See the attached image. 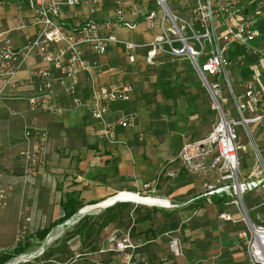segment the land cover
Instances as JSON below:
<instances>
[{
    "label": "crops",
    "instance_id": "crops-1",
    "mask_svg": "<svg viewBox=\"0 0 264 264\" xmlns=\"http://www.w3.org/2000/svg\"><path fill=\"white\" fill-rule=\"evenodd\" d=\"M30 1L0 0V50L6 43L23 48L40 29L29 6ZM124 1L127 5L125 20L137 24V27L131 31L116 26L113 32L116 41L110 43L104 55L95 57L89 49H85V59L96 60L100 67L80 78L78 91L82 107L75 108L71 97L63 92L59 84L54 83L55 101L63 112L49 115L30 109L28 100L37 89L32 81V71L41 66L36 58L27 59L14 77V86L1 97L0 175L5 185L13 187L8 207L0 212L1 254L11 252L20 242L62 218L67 203L70 204L69 210L75 208L79 209V213H91V209H101L103 205L127 202L135 195L131 193L142 192L144 186L149 184L152 188L156 187L159 199L180 208H154L157 210L155 218L138 226L142 236L156 243L161 237L176 235L178 229L162 233L157 231L153 225L160 219L167 224L181 220L182 224L187 225L181 241L183 257L174 259L173 264H252L246 244L239 237L244 227L219 220L220 213L233 211V207H226L223 200H215L213 206L204 205L202 200L183 207L188 200L200 195L202 181L182 169L178 161L179 153L186 140L202 139L212 129L209 133H200L196 128L199 122L193 117L186 120L183 109L175 103L173 105L164 91L158 97L151 94L155 90H151L148 85L146 56L150 46L161 35V17L149 29L137 11L154 10L155 1ZM116 11L117 0H100L95 7H65L60 23L70 29L88 21L115 22ZM127 43L137 48L127 51ZM242 53L243 49L236 48L230 54L231 75L236 81L251 74L249 64H254L256 60L254 56L248 55L247 62L242 66L237 60ZM130 55L135 56L134 63H130ZM110 85H131L134 93L129 102L113 103L107 119L113 122L130 114L138 118L134 127L120 126L116 129L117 142L114 144H110L103 136L104 126L92 118L89 109L94 89ZM26 126L47 132L56 143V150L48 159L47 176L41 178L35 187L25 186L21 181L24 170L19 153L23 148ZM251 164V159L243 164L244 175L249 172ZM165 172H175L177 176L167 178ZM121 193L126 194L116 197ZM262 196L260 192L247 194L244 199L247 208H254ZM196 209L199 213L194 216L193 211ZM258 214L264 219V210ZM62 226L50 234L53 244H46L47 240L35 242V246L22 255L29 261L16 264L31 263V259L41 254L42 249L45 252L54 246L60 241L58 229ZM113 229L116 231V228H111L109 235L114 232ZM77 239L81 242L80 238H75L72 240L73 246L72 241L69 243L75 256L73 264H102L98 259L120 258L110 252L78 254ZM154 249V246L149 249L153 255L156 253ZM114 264L121 263L117 261Z\"/></svg>",
    "mask_w": 264,
    "mask_h": 264
},
{
    "label": "built area",
    "instance_id": "built-area-1",
    "mask_svg": "<svg viewBox=\"0 0 264 264\" xmlns=\"http://www.w3.org/2000/svg\"><path fill=\"white\" fill-rule=\"evenodd\" d=\"M154 1V10L137 11L149 29L161 17L162 32L150 46L147 65H154L155 59L163 54L188 58L208 95L211 110L217 114L211 133L199 140H186L179 153L182 169L202 181L200 195L188 200L183 207L202 200L206 206H213L215 200L225 201V206L233 207V211L220 213L219 220L233 226L242 225L244 229L239 237L246 244L251 263L264 264V219L258 214L264 210V85L261 78L264 75V0H184L181 7L189 10L192 19L183 17L178 8L175 9L173 4L178 0ZM99 3L100 0H31L29 6L41 27L23 48L6 43L0 50V100L6 90L14 86V77L27 59L36 58L41 66L32 71L37 89L28 100L30 109L49 115L63 112L55 101L54 83L71 97L75 108L82 107L78 91L80 78L100 67L96 60L85 59V49L95 57L104 55L110 43L116 41L113 35L116 26L131 31L137 27L125 20L127 5L124 0H117L115 22L88 21L70 29L60 23L65 7H95ZM125 48L134 51L137 46L127 43ZM236 48L243 49L237 57L239 64L245 65L248 55L254 56V65L257 64L251 66L252 72L247 78L238 81L231 75L230 54ZM129 61L134 63L135 56L130 55ZM133 93L131 85H110L93 91L89 109L92 118L104 126L103 136L110 144L117 142L118 127L136 125L135 114L113 122L107 119L112 104L129 102ZM55 150L56 143L47 132L25 127L23 148L19 153L24 170L22 184L35 187L47 176L48 159ZM249 159L252 164L244 175L243 164ZM176 176L175 172H165L167 178ZM156 192V187L148 184L142 192L131 194L160 201L159 206L164 209L180 208L159 199ZM254 192L263 196L254 208L248 209L245 196ZM12 193L13 187L5 185L0 175V212L7 208ZM123 194L126 193L116 197ZM193 212L197 216L199 210ZM112 241L114 244L101 253L121 254L124 264H137L134 260L138 258L135 254L140 246L132 242L130 232L119 241ZM170 250L175 258L183 257L178 239H171ZM43 253L44 250L40 255ZM14 261L9 264L19 262ZM23 261L29 260L21 256Z\"/></svg>",
    "mask_w": 264,
    "mask_h": 264
},
{
    "label": "rangeland",
    "instance_id": "rangeland-1",
    "mask_svg": "<svg viewBox=\"0 0 264 264\" xmlns=\"http://www.w3.org/2000/svg\"><path fill=\"white\" fill-rule=\"evenodd\" d=\"M183 4H185L184 0L174 1L175 9L178 8L179 13H181L183 17L192 19L189 10L181 7ZM256 65L257 64H249V66L254 67ZM258 71L261 73L260 69H258ZM145 73L148 74L147 78L150 89L155 90V92L153 91L154 93L151 94H154V96L158 97V95L164 91L166 98H168V100H170L173 105L175 103L179 106V108L183 109L184 115H187L186 120L187 118L193 117L196 122H199L198 125L196 124L197 131L199 130L200 133H209L211 131L217 121V114L211 110L208 95L205 89L202 87L197 73L194 71L191 61L188 58H173L165 54L160 55L155 59L154 65L147 66ZM261 78L264 85V75H261ZM151 208L156 207L143 205L138 206L136 204L130 203L127 210H125L123 213L124 216L122 217L121 221L117 223V226H115L116 231L113 229L114 232L109 235L108 232L110 231L108 229L104 231L102 235L96 236L93 241L81 240L80 242L77 239V253H90L92 247L97 248L99 253H101L103 250L107 251L109 247L114 244L112 239L119 241L125 234L130 232L132 242L138 243L140 246L136 250L135 254L138 256V258L134 260L137 262V264H173L174 259L176 258L170 250V241L171 239L176 238L180 241L182 246L181 241L184 239L187 225L182 224L181 220H178V222L174 221L172 224H167L166 221H161L160 219L159 222H156L153 225L156 227L157 231L162 233L168 231L170 232L172 229L174 231L178 229V232L176 235L174 234L168 235V237H161L156 243L151 242L150 238L147 239L142 236L143 233L139 232L138 226L136 224V219L140 214L147 213L151 215L153 211ZM101 211L102 209L96 208L94 211L91 209V213L88 211L79 213L77 217L71 220V222L68 221L66 224H64V226L58 229L59 239L62 240L68 232L74 230V223L78 221L77 218L80 217L79 219H81V217L84 216H98L104 212ZM155 215L156 213H153L152 219L155 218ZM163 219L164 217L162 220ZM112 228H114V226ZM53 242H51L49 237L46 241V244L51 245ZM73 245L74 241L71 242V246ZM152 246H154V250L156 252L154 255L151 254V251L149 250ZM112 254L119 255L120 258L115 257L114 259H109L108 257H103L98 259L101 260L99 263L114 264L115 262L117 263V261H119V263L123 264L122 262L124 259L120 254ZM36 258H41V255L39 254L37 257L35 256V259ZM35 259L31 260L34 261ZM16 260L21 262V257ZM16 260L14 262H16Z\"/></svg>",
    "mask_w": 264,
    "mask_h": 264
},
{
    "label": "trees",
    "instance_id": "trees-1",
    "mask_svg": "<svg viewBox=\"0 0 264 264\" xmlns=\"http://www.w3.org/2000/svg\"><path fill=\"white\" fill-rule=\"evenodd\" d=\"M129 204L130 203H119L109 209L107 208L98 216H85L83 220L75 225L73 231L68 232L62 240L48 248L41 255V258H36L33 262L26 264H73L75 257L70 250L69 243L75 238H80L83 241H93L96 236L102 235L104 231L108 229L110 231L113 226L116 228L115 226L121 221L124 216L123 213L127 210ZM69 206V203L64 205L65 215L62 218L51 223L47 228L39 230L24 242H20L11 252L0 254V264H9L20 258L35 246V242L41 243L46 241L54 229L70 221V219L79 212V209L72 208L69 210ZM151 209L153 210L151 215L146 213L140 214L137 217V226L153 220L152 215L156 213L157 210L154 208ZM90 253L98 254L99 250L92 247Z\"/></svg>",
    "mask_w": 264,
    "mask_h": 264
},
{
    "label": "bare ground",
    "instance_id": "bare-ground-1",
    "mask_svg": "<svg viewBox=\"0 0 264 264\" xmlns=\"http://www.w3.org/2000/svg\"><path fill=\"white\" fill-rule=\"evenodd\" d=\"M127 202L133 203V204H145V205H150V206L161 205L160 201L152 200V199H143L142 197L137 196V195L131 196ZM108 206L109 205H104V206H102L101 209H106V208H108Z\"/></svg>",
    "mask_w": 264,
    "mask_h": 264
},
{
    "label": "water",
    "instance_id": "water-1",
    "mask_svg": "<svg viewBox=\"0 0 264 264\" xmlns=\"http://www.w3.org/2000/svg\"><path fill=\"white\" fill-rule=\"evenodd\" d=\"M117 203H119V202H116L115 204H117ZM100 204H101V203H99V204H97V205L89 206V207L98 206V205H100ZM115 204H114V205H115ZM114 205L109 206L108 209L111 208V207H113ZM78 213H79V212H78ZM78 213H77L76 215H74V216L70 219V222H71V220H72L73 218H75V217L78 215ZM84 218H85V217H82L81 219H79L76 223H74V226L77 225V224H78L81 220H83Z\"/></svg>",
    "mask_w": 264,
    "mask_h": 264
}]
</instances>
